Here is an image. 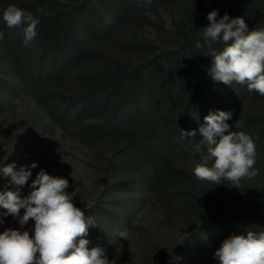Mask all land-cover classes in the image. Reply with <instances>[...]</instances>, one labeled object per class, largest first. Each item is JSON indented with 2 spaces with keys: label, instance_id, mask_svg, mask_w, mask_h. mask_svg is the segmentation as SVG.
Masks as SVG:
<instances>
[{
  "label": "rangeland",
  "instance_id": "374dc122",
  "mask_svg": "<svg viewBox=\"0 0 264 264\" xmlns=\"http://www.w3.org/2000/svg\"><path fill=\"white\" fill-rule=\"evenodd\" d=\"M9 5L40 21L28 45L3 20ZM217 9L264 28V0H0V166L38 162L32 179L41 168L67 178L97 224L89 248L117 264H219L229 236L218 220L253 216L247 230L264 231V96L213 81L222 41L196 47ZM151 96L160 105L138 116ZM210 110H233L231 130L253 139L255 177L217 185L193 174ZM193 129L196 140L182 137ZM20 227L7 216L0 232Z\"/></svg>",
  "mask_w": 264,
  "mask_h": 264
},
{
  "label": "clouds",
  "instance_id": "9594fccd",
  "mask_svg": "<svg viewBox=\"0 0 264 264\" xmlns=\"http://www.w3.org/2000/svg\"><path fill=\"white\" fill-rule=\"evenodd\" d=\"M218 14V9L208 13L203 43H196L199 49H211L220 41L225 44L222 51L212 52L211 78L226 85L246 84L249 92L264 96V28L249 31L244 17L230 18L225 13L218 19ZM3 20L9 28H23L25 45L37 36L39 19L16 5L4 10ZM3 39L4 33L0 31V40ZM232 116L233 110H210L199 126L202 139L195 151L203 152L206 147L207 153L193 168L198 179L217 185L227 179L238 185L242 178L258 174L254 168L255 143L245 132L231 130L228 121ZM181 135L196 140L197 130H181ZM12 151L7 150L9 155ZM37 167L38 162L19 168L15 162L0 166V178H10L12 185L0 190V224L5 217L13 216L21 225L0 232V264H117L102 247L89 248V229L97 224L93 216L76 206L75 192L67 191L69 180L43 168L32 179ZM30 220L34 224L25 229ZM118 236L128 239L126 230L119 231ZM213 258L219 264H264V231L245 230L231 235ZM179 259L175 257L174 261Z\"/></svg>",
  "mask_w": 264,
  "mask_h": 264
},
{
  "label": "trees",
  "instance_id": "16d2710c",
  "mask_svg": "<svg viewBox=\"0 0 264 264\" xmlns=\"http://www.w3.org/2000/svg\"><path fill=\"white\" fill-rule=\"evenodd\" d=\"M242 87H244L245 89L247 85H241ZM226 87V84H222L221 88L224 89ZM153 97L151 102L144 104L143 106H141L137 111V115L138 116H145L147 114H150L152 112H154L157 107L160 105V101L158 100V98H156L155 96H151ZM151 99V98H150ZM180 127L177 129L179 130ZM255 217L251 216L247 219H237V220H225V219H220L218 220L217 223V228H214V231H218V232H222V235L224 236H231L233 234L235 235H239L241 233H243L245 230H247L248 226L251 224V222H253L252 220H254ZM210 232V231H209Z\"/></svg>",
  "mask_w": 264,
  "mask_h": 264
}]
</instances>
